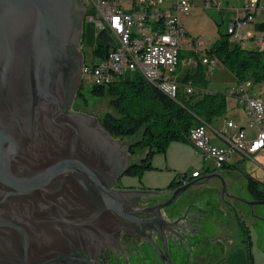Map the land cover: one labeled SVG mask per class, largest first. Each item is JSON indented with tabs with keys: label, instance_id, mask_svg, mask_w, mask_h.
I'll return each instance as SVG.
<instances>
[{
	"label": "water",
	"instance_id": "95a60500",
	"mask_svg": "<svg viewBox=\"0 0 264 264\" xmlns=\"http://www.w3.org/2000/svg\"><path fill=\"white\" fill-rule=\"evenodd\" d=\"M86 12L83 0H0V264H94L89 247L130 228L172 264L169 239H185L189 220L171 205L212 194L195 187L217 179L228 195L220 170L182 178L170 192L114 187L132 164L131 142L73 109L82 40L115 45Z\"/></svg>",
	"mask_w": 264,
	"mask_h": 264
},
{
	"label": "built area",
	"instance_id": "2783aa9c",
	"mask_svg": "<svg viewBox=\"0 0 264 264\" xmlns=\"http://www.w3.org/2000/svg\"><path fill=\"white\" fill-rule=\"evenodd\" d=\"M86 6L85 20L93 22L96 32L107 29L115 40V45L99 47L108 52L99 56L93 47L92 58L83 66V82L92 88L95 85H108L122 76L140 73L149 81L159 85L170 96L179 95L181 83L177 73L182 49V40L187 33L181 19L196 6L194 0H83ZM221 0H204V7L220 6ZM264 13L261 0H247L235 11L234 19L228 28L231 38L253 39L250 34L241 36L240 29L248 22L256 21ZM264 48V36L255 38ZM87 45L81 44V49ZM98 48V49H99ZM186 48L199 53L204 50L195 40ZM105 50V51H106ZM202 62L216 67V57H203ZM187 92L197 90L189 81L185 84ZM251 81L237 82L233 94L248 115L249 127H256V136L249 138L245 126L229 120L227 127L215 130L216 134L228 143L226 148L211 142L206 122L189 130L190 139L217 170L230 163L236 153L251 155L264 147V95H254ZM204 91V89H202ZM193 171L192 176H201ZM186 180H184V183Z\"/></svg>",
	"mask_w": 264,
	"mask_h": 264
},
{
	"label": "trees",
	"instance_id": "16d2710c",
	"mask_svg": "<svg viewBox=\"0 0 264 264\" xmlns=\"http://www.w3.org/2000/svg\"><path fill=\"white\" fill-rule=\"evenodd\" d=\"M253 39L255 42V37ZM255 44L246 47L239 40H233L228 31L222 33L212 47L203 50V57H216L235 75L237 82L249 80L253 87L264 82V48ZM105 50L99 48L96 51L99 56H104L103 53L108 52ZM194 60L196 67L203 63L195 57ZM179 80L181 87L176 98L140 73L127 74L108 85L90 88L94 96L109 99L110 109L97 115L103 126L114 137L131 142L132 154L144 151L140 164H133L128 174L136 173L142 177L146 170L154 167L155 153L166 152L171 142L187 140L192 127L203 122L210 124L227 112V94L204 89V84L198 87L202 79L196 68L180 75ZM189 81L199 89L187 92L184 86ZM79 98L87 104L83 86L78 90ZM246 179L252 198L264 199V182L250 172L246 173Z\"/></svg>",
	"mask_w": 264,
	"mask_h": 264
},
{
	"label": "rangeland",
	"instance_id": "374dc122",
	"mask_svg": "<svg viewBox=\"0 0 264 264\" xmlns=\"http://www.w3.org/2000/svg\"><path fill=\"white\" fill-rule=\"evenodd\" d=\"M194 1L196 6L192 8L191 13L188 15H182L181 17L186 27L187 33L184 35L182 40L180 62L178 64L179 70L183 68L184 60L190 56L199 59L201 62L202 57L204 56L203 54L205 50L195 53L192 50L186 48V44L192 40H195L196 43H198V45L204 49L212 47L222 33L226 34L228 32V28L232 23V18L235 16V11L240 8L247 0H221L220 6H213L211 8L204 7V0ZM261 4L264 7V0H261ZM239 32L241 36L250 34L255 36L257 39L262 38L264 36V13L259 15L256 21L248 22L244 28L240 29ZM239 41L246 47H252L256 45L254 39L240 38ZM83 49L86 53L85 57L87 62H90V59L92 58L91 52H93V47L87 45ZM195 68L200 72L202 79L198 84L196 83L198 87H201L203 86L201 84H204L206 86L203 87L204 89L206 88L210 91L224 92L227 94V104L228 102L230 103V108H233L234 104L237 106V98L233 94L236 88L237 80L235 75L229 69H227L220 61H218L216 67L201 63V65L198 67L194 66L192 70ZM203 88H200V90ZM251 91L254 95H264V82L254 84ZM83 92L85 94V98L87 99V104L82 98L76 99L73 106L75 109L93 112L98 116L103 115L104 112L110 109L109 99L107 96H94L90 92V87L87 84H84ZM226 123L227 115L224 113L223 115L214 118V120L209 124V133L211 135V141L213 144L221 143L223 145H227L226 141L218 137L215 131L216 129H224ZM143 152L141 151L135 154L133 159H137L139 154ZM167 160H169V163ZM210 162L211 160L206 158L204 153L190 139L185 141H173L168 146L166 152L155 153L154 160L152 159V165L154 166L153 169L146 171L142 177L139 175H124L122 181H131L135 182L136 184H143L145 186L164 185L171 176L176 174V172L179 171L183 173L192 171V175L194 169H200L201 171H204L207 164H210ZM157 163L163 167L162 170L159 165L158 167L160 169H155V164ZM236 166L237 168L233 167L231 169L230 174L224 176L227 184L228 195L225 197V199L222 197V201L226 204H228L232 198L237 196L251 198V201L253 200L247 188V179L244 171L252 172L255 176L261 178L264 181V149L262 154H259V156L248 155L245 159L238 162ZM213 181L214 182H212V185L215 188L210 187V189L215 190L217 188V190L220 192V195L222 196L221 181L218 179ZM246 205L250 207L248 204H242V207H245ZM255 206L253 210L254 212L264 214V204H256ZM238 211L240 210L237 208L236 215L238 214ZM212 212L214 213L215 217L220 216L218 212L215 213L213 210H207V218L203 222L208 226L212 225V222L209 220L213 214ZM233 213L234 211L232 214ZM251 214L253 215L254 213ZM244 217L246 218L245 215ZM258 223H260V227H257L255 224V226L252 225V228H250L253 233H255V229H264L263 222L258 221ZM245 225L246 224L243 222V219H241L240 226L237 224L234 225L235 233L241 236L243 239L242 242L244 241L243 234L245 232L247 239L250 236L249 228ZM261 234V239L264 240V232L261 231ZM239 236L236 235L235 238H238ZM247 242V247L251 250L252 247L250 239H248ZM213 246L217 247V249H221L218 245ZM254 252L256 254V262H252V251L250 259L251 262L254 264H261L260 258L261 256L264 257V252L258 251L255 247L253 253ZM253 260H255L254 256ZM262 260H264V258Z\"/></svg>",
	"mask_w": 264,
	"mask_h": 264
},
{
	"label": "flooded vegetation",
	"instance_id": "af4514ba",
	"mask_svg": "<svg viewBox=\"0 0 264 264\" xmlns=\"http://www.w3.org/2000/svg\"><path fill=\"white\" fill-rule=\"evenodd\" d=\"M84 38V37H83ZM82 43L85 44V40H82ZM77 99V97H76ZM75 99V101H76ZM75 103V102H74ZM74 106V105H73ZM73 109H75L73 107ZM78 110V109H76ZM85 111V110H81ZM89 112V111H86ZM93 113V112H90ZM94 114V113H93ZM96 115V114H94ZM97 116V115H96ZM123 141V139H121ZM135 154L130 152L129 162L132 163L129 167L134 164H140L141 158L144 156L143 153L139 154L137 159H133ZM129 169L125 171L123 175H120L116 180L114 187L116 188H129V187H142L147 188L143 184H136L131 181H122L124 175H131ZM134 176L138 174H133ZM184 180L189 181L193 176H185ZM180 179H174L167 187H160L162 190L171 191L177 185V181ZM152 188V187H151ZM202 191V190H200ZM202 196L197 197L195 200L190 202H184L183 204L179 201L176 204L171 206H176L174 208L181 207L182 211L180 212L181 217H186L188 222L187 231L184 230L185 239L180 238H170L169 239V251L172 258V264H220L219 262L223 261L229 254L230 251L224 252L223 255L216 259L214 258L218 252H221L222 249H217L213 245L220 246L219 242L214 241V243H207L206 233L210 232V229H207L204 226H207L201 219L204 214L201 213V209L198 205L199 198L205 196L203 192ZM162 199V197H161ZM170 206V207H171ZM215 213L217 209L212 208ZM193 211V212H191ZM239 215L236 216L241 220H245L244 214L239 212ZM244 222V221H243ZM203 224V225H202ZM246 226V225H245ZM138 231L130 228L128 231L121 230L120 232L114 234L112 239L107 240L102 244H94L89 247L88 253L91 256V260L94 264H163V261L159 255L157 247L152 243L139 237L140 234ZM149 236L155 239L161 246L163 245L159 237L154 233H148ZM204 235V237H203ZM244 235V236H243ZM242 236L244 241H247L246 233ZM203 237V238H202ZM223 251V250H222ZM219 254V253H218ZM246 258V257H245Z\"/></svg>",
	"mask_w": 264,
	"mask_h": 264
},
{
	"label": "crops",
	"instance_id": "0c3cea01",
	"mask_svg": "<svg viewBox=\"0 0 264 264\" xmlns=\"http://www.w3.org/2000/svg\"><path fill=\"white\" fill-rule=\"evenodd\" d=\"M195 63L196 62L194 60V57L190 56L189 58L184 60V66L181 70H179V66H178L177 73L179 75H183L188 70L193 71L192 69L195 66ZM236 105L238 107L235 106V104H234L233 108H230V103L228 102V110L225 113L227 115V123L229 120H234L237 123H240L242 126H245L246 134L249 138L256 136L257 128L256 127H249L248 115H247L246 111L244 110L243 106L238 101V99H237ZM227 123L225 125V128L227 127ZM216 130H218V129H216ZM208 133H209V126H208ZM209 135H210V133H209ZM210 137H211V135H210ZM216 145L223 147V148H226L228 146V143H227V145H223L221 143H218ZM263 149H264V147L261 148L259 151L251 154V155H253V156L258 155L259 156V154H262ZM247 156L248 155H244L242 153H236L234 156V159L230 163H228L227 166H225L223 169L220 170L222 172L223 176L230 174L231 169L233 167L237 168L236 164L238 162H240L241 160L245 159ZM154 157H153V160H154ZM168 161L169 160H167V162ZM155 165H156L155 169L159 170L160 169L159 167H161V170H162L163 167L160 166V164L157 163ZM158 165H159V167H158ZM148 170H150V169H148ZM148 170H146V171H148ZM193 171H196V169H194ZM199 171H201V170L199 169ZM213 171H217V169H215V167L210 162V164H207L204 171H201V176H197V178H200V180H204V178H206V176L211 174ZM244 172H245V176H246V173H249L246 171H244ZM191 173H192V171L191 172L187 171V172H183V173L178 171V172H176V174L174 176L170 177V179L167 181L166 184L147 186V187H152V188L163 187L164 188V187H167L174 179H180L183 176L184 177L185 176L191 177L192 176ZM250 173H252V172H250ZM203 176H205V177H203ZM255 177H257V176H255ZM257 178H259V177H257ZM259 179H261V178H259ZM141 181H143V180H141ZM212 182H214V181L212 180L211 183H208V184L201 182L195 188L198 190H202V191L209 190L210 187H214L212 185ZM231 197H233V196H231ZM246 199L251 201V198H244L241 196L240 197L237 196V197L232 198L229 201V203L227 202L228 204H226L222 201V196L220 195V192L217 190V188L215 190H213L212 194L205 195V196L199 198L198 205L200 208H202L201 213L204 214L203 218L201 219L202 221H204L207 218V210H211L212 208L216 207V209L220 215L218 217H215L214 213L212 212L213 214H212L211 218L209 219L212 222V225L204 226L207 229H210L209 230L210 232L206 233V236H205L207 243H214V241H217L220 244V248L223 250V251L221 250V252L219 254H217L214 258L218 259L223 255L224 252L230 251V254L223 261L219 262L220 264H254V263H252V262H256V256H255L256 254H255V252L253 253L254 247L258 251L264 252V240L261 239L262 238L261 231L264 232V229L263 228L262 229H260V228L255 229V233H253L252 230H250V228H252V225L255 226V224L257 225V227H260V223H258V221H261L264 224V214H261L259 212L256 213L253 211L254 206L256 204H254L253 206H250V207L247 205L245 207H242V204H247L245 202V201H247ZM252 199L254 200V198H252ZM230 204L234 205L236 208H238L240 210L239 212H241L242 214H244L246 216L245 220H243V221L246 224V227L249 228L250 238H248V239H250V243H251V247H252L251 250L248 249V247H247L248 242L247 241L242 242L243 239L241 238V236H239V234L235 233L234 225L237 224L238 226H240L241 220L236 216L235 213L232 214L233 209H231L232 207ZM250 209H251V211H250ZM191 212H193V211H191ZM251 213H254V214L252 215ZM236 235H238L239 237L235 238ZM203 237H204V235H203ZM235 247H237V248H235ZM231 250H234V251H231ZM251 251H252V255L255 258V260H253V256H252V262L250 260L251 259ZM263 258L264 257H262V256L260 258L261 264H264V260H262Z\"/></svg>",
	"mask_w": 264,
	"mask_h": 264
},
{
	"label": "bare ground",
	"instance_id": "6f19581e",
	"mask_svg": "<svg viewBox=\"0 0 264 264\" xmlns=\"http://www.w3.org/2000/svg\"><path fill=\"white\" fill-rule=\"evenodd\" d=\"M186 183V182H185Z\"/></svg>",
	"mask_w": 264,
	"mask_h": 264
}]
</instances>
